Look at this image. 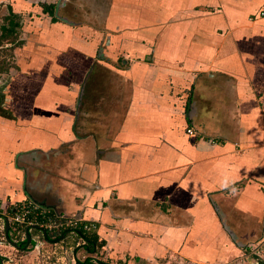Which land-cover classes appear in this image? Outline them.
<instances>
[{
  "label": "crops",
  "instance_id": "crops-1",
  "mask_svg": "<svg viewBox=\"0 0 264 264\" xmlns=\"http://www.w3.org/2000/svg\"><path fill=\"white\" fill-rule=\"evenodd\" d=\"M7 1L22 41L0 88V201L80 216L96 240L91 252L77 232L39 241L33 226L31 244L50 263L251 264L264 0Z\"/></svg>",
  "mask_w": 264,
  "mask_h": 264
},
{
  "label": "built area",
  "instance_id": "built-area-1",
  "mask_svg": "<svg viewBox=\"0 0 264 264\" xmlns=\"http://www.w3.org/2000/svg\"><path fill=\"white\" fill-rule=\"evenodd\" d=\"M255 15L264 18V6ZM187 132L189 134L194 133L191 128H187ZM0 214H2L0 219L2 216L7 218L8 235L17 243L25 240L26 234L33 226H37L41 230L59 233L62 230L76 232V229L88 231L94 225L83 220L80 216L62 217L57 214H50L32 200H22L12 204L1 203L0 201ZM0 240L6 241L3 222H0ZM241 256L249 257L251 264H259L260 261L264 260V236L256 241L244 244ZM177 264H193V262L178 260ZM225 264L236 263L233 261Z\"/></svg>",
  "mask_w": 264,
  "mask_h": 264
},
{
  "label": "rangeland",
  "instance_id": "rangeland-1",
  "mask_svg": "<svg viewBox=\"0 0 264 264\" xmlns=\"http://www.w3.org/2000/svg\"><path fill=\"white\" fill-rule=\"evenodd\" d=\"M9 12H13L11 5L7 0H0V35L3 32V30H1V25L7 22L4 17L7 16ZM17 15L20 19V15ZM21 41L22 40L18 37V33L0 38V88L2 84L9 81V77L15 72V52ZM37 239L39 241H46L41 233H39ZM0 242V257L3 258H0V264H68L70 259L69 255L63 254L61 255L62 261L50 263L46 258L48 252H41V250L36 249L39 247L31 243L25 249H18L15 251L9 247L10 245L8 242L2 240H0ZM9 258H11L12 261L7 262ZM78 258L80 259L78 264H87L85 262L87 256L83 252H80ZM92 259L94 261H89L88 264H106L103 263L102 259L97 260L94 257H92Z\"/></svg>",
  "mask_w": 264,
  "mask_h": 264
},
{
  "label": "trees",
  "instance_id": "trees-1",
  "mask_svg": "<svg viewBox=\"0 0 264 264\" xmlns=\"http://www.w3.org/2000/svg\"><path fill=\"white\" fill-rule=\"evenodd\" d=\"M6 19V23L1 25V30H3L2 34L0 35L2 37H5L6 35H13L16 33V29L18 27H20L21 23H20V19L18 18V15L16 13L13 12H9V14L7 16L4 17ZM68 230H65L63 232H49L48 230H45V239L47 241L50 242H54L57 241V239H59L61 237V234L66 232ZM77 234L82 237L87 243L85 244V246H87V248L89 249V251L91 252L92 248H94L95 244H96V240L92 239L89 234L88 231L82 230V229H76ZM26 243V239L21 242V245H24ZM1 259H3L2 257H0ZM89 259H86V263H89ZM259 264H264V261L259 262Z\"/></svg>",
  "mask_w": 264,
  "mask_h": 264
},
{
  "label": "water",
  "instance_id": "water-1",
  "mask_svg": "<svg viewBox=\"0 0 264 264\" xmlns=\"http://www.w3.org/2000/svg\"><path fill=\"white\" fill-rule=\"evenodd\" d=\"M0 216H1V214H0ZM8 227H9L8 224H6L5 239L11 246H13L17 249H25L31 243V237H30L29 232L26 234V243L24 245H21L20 243L13 241L8 235ZM42 231H43V233H45V230H42Z\"/></svg>",
  "mask_w": 264,
  "mask_h": 264
},
{
  "label": "clouds",
  "instance_id": "clouds-1",
  "mask_svg": "<svg viewBox=\"0 0 264 264\" xmlns=\"http://www.w3.org/2000/svg\"><path fill=\"white\" fill-rule=\"evenodd\" d=\"M236 183L235 178H225L223 182L221 183V188L224 190H228L230 194L235 195L238 191L237 188L234 186Z\"/></svg>",
  "mask_w": 264,
  "mask_h": 264
}]
</instances>
